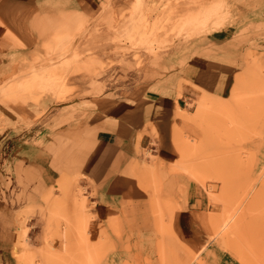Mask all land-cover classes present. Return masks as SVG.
I'll list each match as a JSON object with an SVG mask.
<instances>
[{
  "label": "rangeland",
  "instance_id": "1",
  "mask_svg": "<svg viewBox=\"0 0 264 264\" xmlns=\"http://www.w3.org/2000/svg\"><path fill=\"white\" fill-rule=\"evenodd\" d=\"M47 1L49 20L58 11L56 19L65 26L54 47L31 58L25 70L29 83L21 92L38 93L37 101L47 95L57 102L44 116L26 120L25 139L51 142L58 159L75 144L77 122L90 109L104 108L136 85L153 84L168 68L165 57L174 46L227 24L225 31L241 38L264 31V23L258 22L264 11H254L244 0H105L87 22L62 10L70 1ZM94 28L115 32L108 49L80 52L78 46L96 33ZM258 55L248 53L246 71L234 91L237 99L234 94L229 101L207 99L216 110L201 108L206 111L199 110V116L203 99L196 104L194 120L201 137H177L186 144V156L177 144L180 153L171 169L195 177L208 202L202 227H187L192 238L200 234L202 243L181 236L172 225V210L162 216L156 210L155 225L148 227L152 235L126 242L127 255L110 257L116 253L112 243L91 239L88 222L95 204L87 188L79 179L60 177L44 206L19 213L17 264H264V67ZM9 86L0 87V106L19 101L12 93L6 95ZM0 120L3 126L1 115ZM155 149L150 143L141 156L163 167Z\"/></svg>",
  "mask_w": 264,
  "mask_h": 264
},
{
  "label": "crops",
  "instance_id": "2",
  "mask_svg": "<svg viewBox=\"0 0 264 264\" xmlns=\"http://www.w3.org/2000/svg\"><path fill=\"white\" fill-rule=\"evenodd\" d=\"M68 1L71 6L62 10L72 11L73 17L86 22L105 2ZM244 1L253 5L254 11H264V0ZM213 4L228 8L224 3ZM48 7L47 0H0V87L10 83L6 95L14 94L19 100L0 106L6 124L0 126V264H17L19 213L44 206L45 196L60 177L79 179L87 188L95 204L89 233L95 241L113 244L116 253L110 257L127 255L123 252L126 242L133 243L146 233L152 235L148 227L155 225L156 210L159 216L172 210V225L182 231L181 236L195 245L202 243L200 234L192 238L187 227H202L208 202L203 185L195 177L185 170L171 169L179 150L186 156V144L177 137H201L194 119L196 104L202 99L198 116L199 110H216L207 99L229 101L233 94L237 99L234 91L246 71L250 51L259 54L264 67V31L241 38L225 31L227 24L174 46L165 57L168 68L152 80L153 84L136 85L104 108L90 109L77 122L75 144L58 159L49 148L51 142L25 139L29 130L26 120L44 116L57 107V102L47 95L37 101L38 93L21 92L29 83L25 70L31 58L54 47L65 26L56 19L58 11L55 19L49 20ZM259 17L258 22L264 23V13ZM94 30L96 33L86 36L78 46L80 52L108 49L115 32ZM150 143L156 144L154 156L161 158L163 167L141 156Z\"/></svg>",
  "mask_w": 264,
  "mask_h": 264
},
{
  "label": "bare ground",
  "instance_id": "3",
  "mask_svg": "<svg viewBox=\"0 0 264 264\" xmlns=\"http://www.w3.org/2000/svg\"><path fill=\"white\" fill-rule=\"evenodd\" d=\"M50 201V200H49ZM75 208H77V206H76V203H75ZM53 210V209H52ZM54 211H55V209H54ZM53 212V211H52ZM71 223H72V226H74L75 225V222H72L71 221ZM225 228H226V225H225ZM48 258V257H47ZM48 260V259H47Z\"/></svg>",
  "mask_w": 264,
  "mask_h": 264
},
{
  "label": "built area",
  "instance_id": "4",
  "mask_svg": "<svg viewBox=\"0 0 264 264\" xmlns=\"http://www.w3.org/2000/svg\"><path fill=\"white\" fill-rule=\"evenodd\" d=\"M153 149H150V151H152Z\"/></svg>",
  "mask_w": 264,
  "mask_h": 264
}]
</instances>
